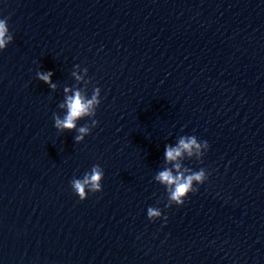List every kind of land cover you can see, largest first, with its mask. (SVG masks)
<instances>
[{
    "label": "water",
    "instance_id": "obj_1",
    "mask_svg": "<svg viewBox=\"0 0 264 264\" xmlns=\"http://www.w3.org/2000/svg\"><path fill=\"white\" fill-rule=\"evenodd\" d=\"M0 17V264H264V0H0ZM97 85L77 142L53 116L66 86ZM188 135L210 147L180 162L209 175L177 205L155 176ZM94 164L103 190L81 200Z\"/></svg>",
    "mask_w": 264,
    "mask_h": 264
},
{
    "label": "clouds",
    "instance_id": "obj_2",
    "mask_svg": "<svg viewBox=\"0 0 264 264\" xmlns=\"http://www.w3.org/2000/svg\"><path fill=\"white\" fill-rule=\"evenodd\" d=\"M14 39V35L10 30L8 19L0 17V50L7 48ZM79 67V65H75ZM87 72V68L84 69ZM54 73L52 70H38L36 76L39 80L45 82L49 88L55 89L56 82L52 79ZM77 80H83L84 77L77 72L72 73ZM65 97L59 104V107L65 109L63 115L54 114V127L58 131L75 129L77 135L73 138L80 142L90 134L92 128L99 123L98 120H92V127L87 125H78V120L85 116H94L96 109L101 104L102 89L97 85L91 95L82 92L79 88H64ZM210 145L208 140H200L195 135L181 136L178 142L165 145V160L171 163V167L160 170L155 179L163 184L168 192L169 201L182 205L189 193L195 191L193 181L203 183L208 179L209 173L204 168L199 170H191L182 165L181 158L187 154L188 156H201L208 151ZM105 170L100 164H94L90 170L86 171L82 177L72 179L70 181L72 190L81 200L87 198L89 192H98L103 190V179ZM147 217L155 220L163 215L160 208L155 206L147 207Z\"/></svg>",
    "mask_w": 264,
    "mask_h": 264
}]
</instances>
